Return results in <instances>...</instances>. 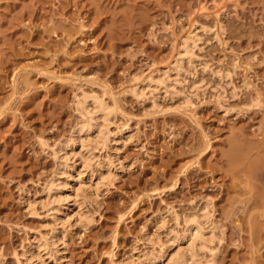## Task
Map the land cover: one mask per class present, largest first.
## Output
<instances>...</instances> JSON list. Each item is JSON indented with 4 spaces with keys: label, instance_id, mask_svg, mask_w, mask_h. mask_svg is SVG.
<instances>
[{
    "label": "rangeland",
    "instance_id": "rangeland-1",
    "mask_svg": "<svg viewBox=\"0 0 264 264\" xmlns=\"http://www.w3.org/2000/svg\"><path fill=\"white\" fill-rule=\"evenodd\" d=\"M0 264H264V0H0Z\"/></svg>",
    "mask_w": 264,
    "mask_h": 264
},
{
    "label": "bare ground",
    "instance_id": "bare-ground-1",
    "mask_svg": "<svg viewBox=\"0 0 264 264\" xmlns=\"http://www.w3.org/2000/svg\"><path fill=\"white\" fill-rule=\"evenodd\" d=\"M190 39V38H189ZM187 41H189V40H187ZM186 43V42H185ZM184 47V46H183ZM186 48H187V46L185 47V50H186ZM186 53V52H185ZM190 54V53H189ZM191 55V54H190ZM182 56V55H181ZM86 97V96H85ZM87 99H89L88 97H87ZM91 100H93L94 101V103H96L97 102V100H96V102H95V98L94 99H91ZM90 100V101H91ZM85 101V102H84ZM98 103V102H97ZM96 103V105L95 106H97L98 107V109L99 110H101L100 112V114H102L103 116V119L105 120L106 119V117H109L112 113H111V111L110 110H108V109H110V108H106V104L105 103H103V101H102V103L99 101V103L97 104ZM81 104V106L79 105V103H78V105H79V107H82L81 109H83V110H80V111H84L85 109H87L86 108V106L88 105V101L87 100H83V103H80ZM106 106H105V105ZM78 109H80V108H78ZM97 108L95 107V110H96ZM89 110V109H88ZM88 110H86V111H88ZM86 111H84V112H86ZM88 112H90V111H88ZM87 112V115H89V116H87V118L88 117H90V115H91V113L89 114ZM113 112V111H112ZM82 114H83V112H81ZM86 114V113H85ZM84 117V116H83ZM102 119V118H101ZM92 120V118L90 117L89 118V122ZM108 120V119H107ZM107 120H105V121H107ZM88 124V123H87ZM91 124H89V126H90ZM87 126V125H86ZM100 128V127H99ZM88 129V128H87ZM91 129V128H90ZM80 130H79V132H77L76 133V137H75V139L77 138L78 139V141L79 142H81L80 144V146H82V148H83V146H84V141H83V139H82V136H81V134H80ZM102 134V133H101ZM71 140H73L72 142H75V140L74 139H71ZM71 142V141H70ZM72 142L70 143V144H72ZM97 142V141H96ZM100 142V141H99ZM98 142V143H99ZM103 142V141H102ZM104 143V142H103ZM99 144H101V143H99ZM85 147V146H84ZM63 148V147H62ZM239 148V147H238ZM73 150V149H72ZM239 150V149H238ZM63 151V150H62ZM239 152V151H238ZM237 152V153H238ZM243 152V151H242ZM244 153V152H243ZM242 154V153H241ZM239 156V155H238ZM242 156V155H241ZM64 158V157H63ZM63 158H61V160H63ZM232 158H233V156H232ZM245 159V158H244ZM244 159H242V161L244 160ZM232 161V160H231ZM237 164H239V163H237ZM64 165V164H63ZM234 166V165H233ZM235 166H237V165H235ZM53 186V185H52ZM95 191V190H94ZM206 204V203H205ZM204 204V206L202 207V210L203 211H206L207 210V205H205ZM78 208H79V206H78ZM201 211V210H200ZM207 212V211H206ZM81 213V212H80ZM186 215V214H185ZM207 216V215H206ZM186 218L184 219L185 220V226H186V230H185V232H188L189 234H190V236L192 237V239L194 240L195 238H202L201 236V229H203L202 227H200V225L201 224H199V222H197L196 221V217L195 216H185ZM79 218H81V219H79V222L78 223H80V221H82L83 222V217H79ZM84 219H85V217H84ZM198 220V219H197ZM85 221V220H84ZM81 224V223H80ZM84 225V224H83ZM201 235V236H200ZM204 236V235H203ZM183 238V237H182ZM203 239H205V238H202V240ZM197 241V240H196ZM209 242V241H208ZM190 246V248L187 250V252L191 255V257H192V255H193V249H192V245H189ZM194 246V245H193ZM178 252V251H177ZM182 257V256H181ZM184 257V256H183ZM177 258H180L179 257V255H178V257ZM192 259H193V257H192ZM181 260V259H180Z\"/></svg>",
    "mask_w": 264,
    "mask_h": 264
}]
</instances>
